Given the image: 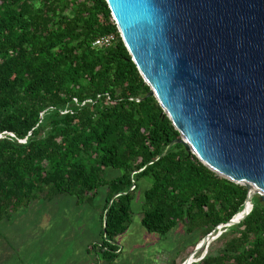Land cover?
Returning <instances> with one entry per match:
<instances>
[{
  "label": "trees",
  "instance_id": "16d2710c",
  "mask_svg": "<svg viewBox=\"0 0 264 264\" xmlns=\"http://www.w3.org/2000/svg\"><path fill=\"white\" fill-rule=\"evenodd\" d=\"M107 35L110 45H94ZM149 91L107 0H0V222L60 195L95 205L107 186L106 231L90 249L114 259L142 179L151 233L184 223L203 240L243 211L248 188L181 143L167 151L181 135ZM108 168L122 174L108 179ZM253 203L192 264H264V201Z\"/></svg>",
  "mask_w": 264,
  "mask_h": 264
},
{
  "label": "water",
  "instance_id": "95a60500",
  "mask_svg": "<svg viewBox=\"0 0 264 264\" xmlns=\"http://www.w3.org/2000/svg\"><path fill=\"white\" fill-rule=\"evenodd\" d=\"M107 3L150 86L147 97H156L180 132L167 151L181 143L217 175L249 190L243 211L183 263L192 264L250 214L254 197L264 201V0Z\"/></svg>",
  "mask_w": 264,
  "mask_h": 264
},
{
  "label": "rangeland",
  "instance_id": "374dc122",
  "mask_svg": "<svg viewBox=\"0 0 264 264\" xmlns=\"http://www.w3.org/2000/svg\"><path fill=\"white\" fill-rule=\"evenodd\" d=\"M120 174V169L106 171L108 179ZM150 185L149 180L139 182L131 225L117 237L122 252L114 259L90 249L103 242L106 186L100 189L95 205H79L75 196L60 195L38 199L11 220L0 222V264H183L192 247L202 241L201 233L189 235L184 223L166 235L149 232L142 224V209ZM204 256L205 248L193 259L198 262Z\"/></svg>",
  "mask_w": 264,
  "mask_h": 264
},
{
  "label": "built area",
  "instance_id": "2783aa9c",
  "mask_svg": "<svg viewBox=\"0 0 264 264\" xmlns=\"http://www.w3.org/2000/svg\"><path fill=\"white\" fill-rule=\"evenodd\" d=\"M114 40H115L114 35L102 36L94 42V45L95 46H107V45H110Z\"/></svg>",
  "mask_w": 264,
  "mask_h": 264
}]
</instances>
